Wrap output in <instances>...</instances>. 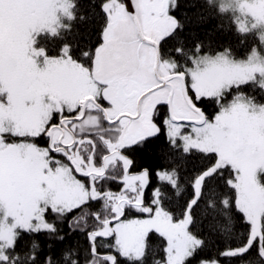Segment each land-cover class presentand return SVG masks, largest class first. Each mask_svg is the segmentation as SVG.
I'll list each match as a JSON object with an SVG mask.
<instances>
[{"label": "snow or ice", "instance_id": "1", "mask_svg": "<svg viewBox=\"0 0 264 264\" xmlns=\"http://www.w3.org/2000/svg\"><path fill=\"white\" fill-rule=\"evenodd\" d=\"M0 264H264V0H0Z\"/></svg>", "mask_w": 264, "mask_h": 264}]
</instances>
